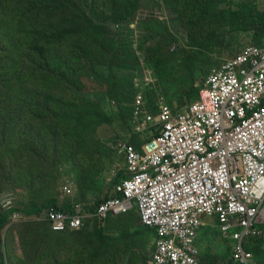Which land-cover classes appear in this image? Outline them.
I'll return each instance as SVG.
<instances>
[{
  "label": "rangeland",
  "instance_id": "1",
  "mask_svg": "<svg viewBox=\"0 0 264 264\" xmlns=\"http://www.w3.org/2000/svg\"><path fill=\"white\" fill-rule=\"evenodd\" d=\"M68 2L65 31L71 44L63 54L47 44L25 56L26 40L14 35L13 4L0 0L3 97L18 92L13 79L23 78L27 58L37 62L41 69L37 81L43 83L58 81L78 65L82 70L80 89L72 97L77 104L53 100L56 120L48 125L51 131L36 132L46 137V149L52 154L45 161L20 152L32 128L28 122L34 111L29 105L36 98L21 94L7 98L23 103L27 111L0 109V130L6 131L7 123L15 142L0 146V164L9 161L0 175V216L17 209L0 230V253L4 264H57L69 256L65 264H145L155 245V232L140 224L135 209L109 218L104 226L63 233L33 217L39 213L25 211L48 201H54L55 210L94 209L110 195L124 166L122 146L140 147L158 134V127L145 124L144 113L137 115V98L148 114H155L161 104L182 109L195 100L201 80L214 68L246 45H264V0ZM62 4L60 0V12ZM83 35L80 47L92 45L85 51L77 45ZM30 77L35 79V74ZM57 127L67 141L58 156L53 151ZM220 236L215 229L203 230L201 264H219L227 256ZM250 249V264H264V233Z\"/></svg>",
  "mask_w": 264,
  "mask_h": 264
},
{
  "label": "built area",
  "instance_id": "2",
  "mask_svg": "<svg viewBox=\"0 0 264 264\" xmlns=\"http://www.w3.org/2000/svg\"><path fill=\"white\" fill-rule=\"evenodd\" d=\"M141 105L138 97L137 115L158 134L122 146L112 193L94 209L47 207L33 217L63 233L135 209L155 232L145 264H201L209 228L227 246L219 264H250L248 247L264 233V45H246L214 68L182 109L161 104L148 114Z\"/></svg>",
  "mask_w": 264,
  "mask_h": 264
},
{
  "label": "trees",
  "instance_id": "3",
  "mask_svg": "<svg viewBox=\"0 0 264 264\" xmlns=\"http://www.w3.org/2000/svg\"><path fill=\"white\" fill-rule=\"evenodd\" d=\"M13 4V9L16 13V20L14 21V35L19 38L26 40L27 45H23V52L25 56H30L35 53L37 50L43 48L47 44H52L54 50L63 54L67 49V46L71 44V41H68V33L65 31V24L67 15L70 11L68 0H63L62 12H60L59 1L60 0H5ZM54 19H59V23L54 24ZM130 19L126 17L124 21ZM12 37V35L10 34ZM85 35L77 38V45L82 50L85 51L88 48H91V44H87L85 47H80V40ZM24 70L22 71L23 78L19 81H15V85L19 87L16 95H10L7 98H17L18 94L28 98L35 99L30 105L34 111L33 120L28 122L32 126L29 130V136L23 141L20 145V152H25V155H31L30 159L32 160H42L45 161L47 158L51 157V152L47 151L45 142L47 141L46 137H40L36 135L37 131H51L49 129V124H54L56 120V115L54 111L53 100H59L66 104H77V101L72 99V97L78 94L80 89V77H81V67L75 68L74 71L63 75L58 81L54 83H43L42 81H37L39 78L38 72L41 71L37 62L33 59L24 60ZM35 74V79L30 77V73ZM3 85L0 84V109L2 110H22L27 111L23 103L10 102L6 97H3L2 92ZM30 90V92H29ZM36 96H33V95ZM46 116L53 117L50 120L46 119ZM16 116H13L15 118ZM5 123L6 131L0 130V134L3 135V141L0 143V146H7L10 143L11 146L15 143L11 139V130H7L9 125ZM57 134L56 139L53 142V151L54 155L58 156L60 152L63 151L67 141L63 140V134L60 128L55 129ZM61 143L64 145L61 146ZM10 146V147H11ZM8 148V150L10 149ZM22 156L23 157V155ZM7 165L0 164V175L5 172ZM55 207L54 201H48L45 204L32 205L29 210L25 211L26 215L40 213L43 209L47 207ZM17 209H9L0 216V230L5 225L9 215ZM1 245V240H0ZM251 246L248 247L250 249ZM71 256L63 261H57V264H65L66 260H70ZM0 264H4L3 257L0 253Z\"/></svg>",
  "mask_w": 264,
  "mask_h": 264
},
{
  "label": "crops",
  "instance_id": "4",
  "mask_svg": "<svg viewBox=\"0 0 264 264\" xmlns=\"http://www.w3.org/2000/svg\"><path fill=\"white\" fill-rule=\"evenodd\" d=\"M125 145H129V144H125ZM134 145H135V144H134ZM136 146H137V145H136ZM141 146H142V145H141ZM121 153H122V155H123V152H122V151H121ZM123 156H124V155H123ZM124 165H125V159H124ZM123 168H124V166H123L122 169H121L122 171H120V172H121V177L123 176ZM121 177H120V178H121ZM120 178H119V179H120ZM118 181H119V180H118Z\"/></svg>",
  "mask_w": 264,
  "mask_h": 264
}]
</instances>
